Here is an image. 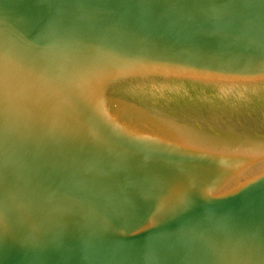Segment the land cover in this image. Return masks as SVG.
I'll use <instances>...</instances> for the list:
<instances>
[{
  "label": "water",
  "instance_id": "1",
  "mask_svg": "<svg viewBox=\"0 0 264 264\" xmlns=\"http://www.w3.org/2000/svg\"><path fill=\"white\" fill-rule=\"evenodd\" d=\"M0 264H264V0H0Z\"/></svg>",
  "mask_w": 264,
  "mask_h": 264
}]
</instances>
